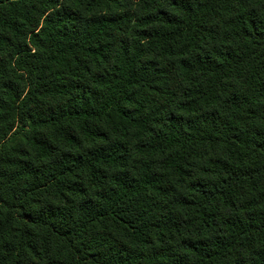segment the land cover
I'll list each match as a JSON object with an SVG mask.
<instances>
[{
    "label": "trees",
    "instance_id": "1",
    "mask_svg": "<svg viewBox=\"0 0 264 264\" xmlns=\"http://www.w3.org/2000/svg\"><path fill=\"white\" fill-rule=\"evenodd\" d=\"M0 264H264V0H0Z\"/></svg>",
    "mask_w": 264,
    "mask_h": 264
}]
</instances>
